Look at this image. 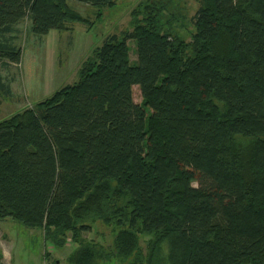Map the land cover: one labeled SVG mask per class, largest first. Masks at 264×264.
<instances>
[{"label": "trees", "instance_id": "obj_1", "mask_svg": "<svg viewBox=\"0 0 264 264\" xmlns=\"http://www.w3.org/2000/svg\"><path fill=\"white\" fill-rule=\"evenodd\" d=\"M180 1L138 4L74 83L0 122V221L74 245L64 264H264V0H198L191 21ZM23 19L89 24L67 0H0V62L19 64ZM98 225L109 245L83 237Z\"/></svg>", "mask_w": 264, "mask_h": 264}, {"label": "rangeland", "instance_id": "obj_2", "mask_svg": "<svg viewBox=\"0 0 264 264\" xmlns=\"http://www.w3.org/2000/svg\"><path fill=\"white\" fill-rule=\"evenodd\" d=\"M114 1L113 7L102 9L67 0L68 7L86 19L89 24L70 25L71 30L68 32H50V37L56 39L54 47L45 45L40 37L31 32L28 19H23L18 24L16 28L18 32L15 30L9 34L10 36L4 37L6 42L21 50L23 59L21 58L19 64H14L17 66L7 65L9 69L6 72L7 67L3 69L0 67V77L9 87V93L0 100V122L31 108L63 86L74 83L79 67L108 35L131 32L130 13L145 0ZM175 6L177 10L173 14L185 17L186 21H191L199 8L198 0H182ZM6 38L9 39L6 40ZM127 46L133 49L131 41L127 42ZM27 48L35 56H27ZM49 51L56 54L55 66L61 68L65 78H58L59 81H48L47 86L46 74L48 78L51 77L52 69L55 68ZM134 59L135 55L131 52L130 61ZM132 99L135 104L141 102L137 86L132 88ZM98 226V228L93 226V230L84 233L83 237L86 240L109 245L111 229ZM73 248L74 245L69 244L60 252L52 251L45 245L41 229H28L10 219L0 221V264H53V261H56V264H64L66 256ZM45 250L50 253L47 259L44 257Z\"/></svg>", "mask_w": 264, "mask_h": 264}, {"label": "crops", "instance_id": "obj_3", "mask_svg": "<svg viewBox=\"0 0 264 264\" xmlns=\"http://www.w3.org/2000/svg\"><path fill=\"white\" fill-rule=\"evenodd\" d=\"M30 23V22H29ZM17 26H18V24L16 25V27L14 28V31L16 30V32H18V29H16L17 28ZM8 36H10V35H8ZM7 36V37H8ZM51 36V34L49 35H46V36H44V37H40V39H42L43 40V43L45 44V45H48V46H50V47H54V45H56V39L54 38H51L50 37ZM35 37V36H34ZM50 39V40H49ZM34 47V46H33ZM21 49V48H20ZM27 52H28V55L27 56H35L34 54H33V52H31L30 51V49L29 48H27ZM49 53L51 54V57H50V59H51V61H53L54 62V59H55V57H56V54H52L50 51H49ZM21 58H22V54H21V57H20V62H21ZM23 59V58H22ZM6 64V65H5ZM7 65H11V66H17V65H14V64H12V63H10V62H8L7 60H3V61H1L0 62V67L3 69V68H5V67H7ZM54 67L55 68H53L52 69V76L51 77H47V74H46V78H45V83H46V85L48 86V81H59L58 80V78H65V76H64V74H63V71L61 70V68L59 67V66H55V62H54ZM41 67V66H40ZM7 69H9L8 67L5 69V72L7 71ZM0 81H4L1 77H0ZM22 81V80H21ZM47 86H46V88H47Z\"/></svg>", "mask_w": 264, "mask_h": 264}]
</instances>
